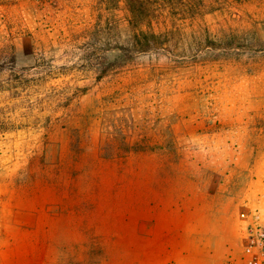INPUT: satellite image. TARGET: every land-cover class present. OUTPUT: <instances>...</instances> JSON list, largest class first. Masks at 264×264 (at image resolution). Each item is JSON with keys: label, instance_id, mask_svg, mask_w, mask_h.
Returning a JSON list of instances; mask_svg holds the SVG:
<instances>
[{"label": "rangeland", "instance_id": "obj_1", "mask_svg": "<svg viewBox=\"0 0 264 264\" xmlns=\"http://www.w3.org/2000/svg\"><path fill=\"white\" fill-rule=\"evenodd\" d=\"M212 7L137 29L122 0H0V264H148L138 247L176 240L137 220L208 198L237 216L223 264L239 251L264 189V0ZM138 30L160 38L118 51Z\"/></svg>", "mask_w": 264, "mask_h": 264}, {"label": "crops", "instance_id": "obj_2", "mask_svg": "<svg viewBox=\"0 0 264 264\" xmlns=\"http://www.w3.org/2000/svg\"><path fill=\"white\" fill-rule=\"evenodd\" d=\"M214 200L208 198L203 204H192L185 211L187 215L180 216L167 205L168 209H153V215L149 217L152 221L148 224L147 221L138 219L137 231L133 230L137 235L149 237L154 233L155 237L160 239L176 240L175 244L167 242L162 244L161 248L154 247L151 252H146L144 248H140L141 251L138 252V247V259L144 262L150 255L154 260L148 264H189L199 258L204 264H223L222 255L226 252V243H234L238 233V222L234 209L232 210L229 204H225L222 210L217 208L215 214ZM199 211L202 212L200 218H194V213ZM125 224L122 223L123 229L128 226L133 228L129 223ZM123 263L122 260L121 264Z\"/></svg>", "mask_w": 264, "mask_h": 264}, {"label": "trees", "instance_id": "obj_3", "mask_svg": "<svg viewBox=\"0 0 264 264\" xmlns=\"http://www.w3.org/2000/svg\"><path fill=\"white\" fill-rule=\"evenodd\" d=\"M130 16L129 20L133 27L139 29L143 24H149V18L155 17L154 13H158L163 8L169 10V14L173 16L175 11L173 7H179L182 11L179 15H185V17H196L204 13L203 8L206 5V0H122ZM239 1V0H213L212 8L220 9L227 2ZM179 9V10H180ZM160 35L155 32L138 30L133 36L132 47H120L118 51L131 52L133 50L147 51L151 48L154 41L158 40ZM120 56V54H117ZM110 66H114V60Z\"/></svg>", "mask_w": 264, "mask_h": 264}, {"label": "built area", "instance_id": "obj_4", "mask_svg": "<svg viewBox=\"0 0 264 264\" xmlns=\"http://www.w3.org/2000/svg\"><path fill=\"white\" fill-rule=\"evenodd\" d=\"M240 249L225 257V264H264V189L245 202L240 212Z\"/></svg>", "mask_w": 264, "mask_h": 264}]
</instances>
